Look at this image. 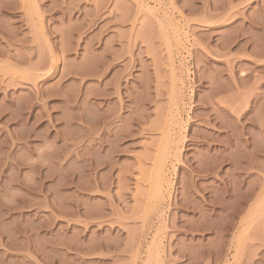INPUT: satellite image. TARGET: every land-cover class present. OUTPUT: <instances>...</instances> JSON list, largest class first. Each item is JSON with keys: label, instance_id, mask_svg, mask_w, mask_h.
<instances>
[{"label": "rangeland", "instance_id": "obj_1", "mask_svg": "<svg viewBox=\"0 0 264 264\" xmlns=\"http://www.w3.org/2000/svg\"><path fill=\"white\" fill-rule=\"evenodd\" d=\"M0 264H264V0H0Z\"/></svg>", "mask_w": 264, "mask_h": 264}, {"label": "bare ground", "instance_id": "obj_2", "mask_svg": "<svg viewBox=\"0 0 264 264\" xmlns=\"http://www.w3.org/2000/svg\"><path fill=\"white\" fill-rule=\"evenodd\" d=\"M169 147H170V145H169ZM176 149H177V153H176L175 157L176 156H179V154H178L179 153V148L176 147ZM167 158H173V157L170 156V153L169 152H168ZM165 167H166V163L158 166V169H157V172H156V181L157 182H160L161 180L164 179V177H165ZM229 184H228V181H227V183L225 185L226 186V191H227V197L229 196V193H230V186H229ZM161 190H162V187L159 188V191H161ZM245 201H246V199H245ZM227 206H228V204H227Z\"/></svg>", "mask_w": 264, "mask_h": 264}]
</instances>
